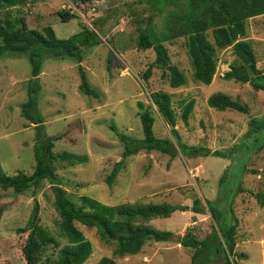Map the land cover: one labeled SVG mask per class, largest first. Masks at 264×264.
Here are the masks:
<instances>
[{
	"label": "rangeland",
	"instance_id": "obj_1",
	"mask_svg": "<svg viewBox=\"0 0 264 264\" xmlns=\"http://www.w3.org/2000/svg\"><path fill=\"white\" fill-rule=\"evenodd\" d=\"M149 6L144 0H39L26 6L0 11V25L23 18L29 30L52 27L60 39H67L83 28L94 30L101 44L83 48L81 63L98 98L83 95L78 64L73 60L45 59L39 82L38 109L44 124L36 126L22 116V106L28 101V85L32 79V64L25 55L9 53L0 57V165L8 176L31 175L35 171V146L38 134L55 137L53 152H69L88 158L85 164L69 166L56 161L61 188L68 199L81 205L82 197H90L108 206L123 204L181 205L192 207L189 197L197 194L205 205L213 202L222 210L230 205L239 222L236 233V254L247 257L238 264H264V132L250 134L249 121L264 118V92L255 91L249 83L223 79L230 65L238 63L232 48L219 51L217 73L211 85L196 83L188 53L187 39L166 43L171 64L187 77V84L173 89L165 78L164 69L155 67L148 85L141 80L156 60L153 49L140 50L139 29L145 26ZM69 10L76 16L63 22L59 11ZM161 24V18H156ZM249 40L255 50L258 69L264 72V15L247 24ZM210 40L212 41L211 36ZM2 41L0 40V46ZM114 54L110 70L109 53ZM164 91L172 96L174 128L150 101L152 92ZM224 93L241 101L249 114L219 111L207 101ZM194 101V109L186 123L182 113ZM138 102L150 107L154 118L155 136L171 139L177 145L172 130H177L181 142L189 147L221 151L225 158L202 157L182 148L177 157L160 152L141 151L127 158L125 166L110 187L106 180L116 163L123 158L124 146L117 130L130 137L143 139L138 116ZM245 170V172H244ZM244 172V173H243ZM240 175L239 184H234ZM242 175V177H241ZM226 176L227 185L219 180ZM231 188L225 196L224 189ZM243 188L244 192H234ZM52 184L44 180L38 188L24 194L4 190L0 186V264H26L21 252L29 232L18 233L27 226L35 203L40 207V225L60 244L48 246L39 264H53L59 251L67 244L60 234V215L55 205ZM227 203V205H225ZM144 225L172 232L168 242L146 239L142 252L135 256L116 257L115 242L101 239L97 227L76 226L93 245V254L84 264H96L103 257L114 264H192V252L182 246L181 239L191 231L199 239L211 234L214 221L209 213L175 212L169 219H152Z\"/></svg>",
	"mask_w": 264,
	"mask_h": 264
},
{
	"label": "trees",
	"instance_id": "obj_2",
	"mask_svg": "<svg viewBox=\"0 0 264 264\" xmlns=\"http://www.w3.org/2000/svg\"><path fill=\"white\" fill-rule=\"evenodd\" d=\"M39 0H0V11L37 3ZM82 4L91 0H78ZM149 6V16L145 26L139 29L137 45L140 50L153 49L156 60L143 74V83H149L155 67L168 72L169 85L178 89L187 84V77L176 66L171 64L166 43L185 37L188 53L193 69V80L196 83L211 85L218 67L219 51L232 48L238 63L231 64L230 70L225 72L223 79L238 83H249L255 91L264 92V72L257 67V58L252 43L246 40L248 35L247 24L250 19L264 15V0H144ZM63 22L76 18L69 10L58 12ZM161 18V24H156V18ZM212 41L210 40V37ZM0 57L13 53L25 55L32 64V79L28 85V101L22 106V116L36 125L44 124L39 112L38 102L41 92L40 75L45 59L75 61L81 79L80 91L83 95L99 97L97 90L91 85L81 63L84 59L83 48L101 44L100 37L94 30L83 28L82 31L67 39H60L50 26L43 30H29L23 18L14 22L0 25ZM108 69L112 64L114 54L109 53ZM152 105L163 117L165 122L175 125L172 96L164 91L152 92ZM211 108L219 111L232 110L248 115L249 108L239 100H234L224 93L212 95L208 101ZM195 102L190 101L183 113V120L187 123L192 114ZM138 116L140 117L143 139L130 137L117 130L115 125L111 130L117 135L124 146L123 158L116 163L111 174L107 177V184L112 187L125 166L128 157L137 155L141 151L160 152L177 157L182 148L189 149L190 154L202 157L216 156L225 158L221 151H212L210 148L189 147L181 142L177 130L171 134L176 139L174 145L171 139H162L155 136L154 118L150 107L138 102ZM249 133L264 132V118H252L249 121ZM55 137L38 134L35 146L36 168L33 174L18 173L8 176L0 165V186L4 190H13L16 194H24L31 188H38L44 180L49 181L55 194V205L60 215V234L67 240V244L59 251V256L53 264H84L93 254V245L84 233L76 226L80 223L88 228L97 227L102 240L115 242L116 257L135 256L142 252L146 239L152 238L156 242H168L174 235L169 231H160L144 225L152 219H169L175 212L191 211L194 214L209 213L214 221L212 232L204 239H199L191 231L181 239L184 248L192 252V264H238V259H244L245 254H236V233L239 227L237 218L228 204L220 209L217 204L206 201L204 205L200 199L193 201L192 207L181 205H140L123 204L108 206L90 197H82L81 205H76L67 197L61 188V178L55 170V162H66L69 166L85 164L88 158L73 153L53 152ZM180 149V150H179ZM245 172V170H244ZM243 172V173H244ZM242 177V175H241ZM240 175H235L234 184H239ZM221 186L227 185L226 176L219 180ZM244 192L238 188L234 194ZM231 188H225L228 196ZM227 205V203H225ZM264 206V200H262ZM40 207L35 203L25 228L18 233L29 232L26 244L22 249V256L26 264H39L42 252L50 245L58 248L57 240L40 225ZM9 264V263H5ZM96 264H114L112 259L103 257Z\"/></svg>",
	"mask_w": 264,
	"mask_h": 264
},
{
	"label": "water",
	"instance_id": "obj_3",
	"mask_svg": "<svg viewBox=\"0 0 264 264\" xmlns=\"http://www.w3.org/2000/svg\"><path fill=\"white\" fill-rule=\"evenodd\" d=\"M172 128H174L173 125H172ZM189 198L194 201V200L198 199V195L197 194H192ZM173 238H175V237H173ZM175 239H177V238H175Z\"/></svg>",
	"mask_w": 264,
	"mask_h": 264
}]
</instances>
